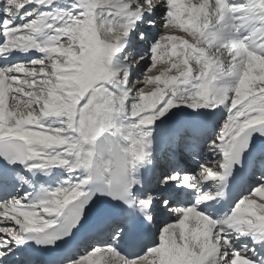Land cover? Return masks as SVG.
Segmentation results:
<instances>
[{
    "label": "snow or ice",
    "instance_id": "snow-or-ice-1",
    "mask_svg": "<svg viewBox=\"0 0 264 264\" xmlns=\"http://www.w3.org/2000/svg\"><path fill=\"white\" fill-rule=\"evenodd\" d=\"M0 264H264V0H0Z\"/></svg>",
    "mask_w": 264,
    "mask_h": 264
}]
</instances>
